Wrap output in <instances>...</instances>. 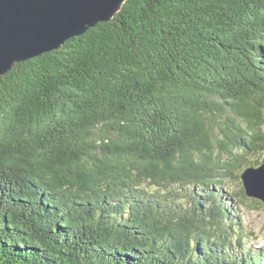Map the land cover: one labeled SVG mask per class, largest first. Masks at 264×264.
Segmentation results:
<instances>
[{
  "label": "trees",
  "instance_id": "obj_1",
  "mask_svg": "<svg viewBox=\"0 0 264 264\" xmlns=\"http://www.w3.org/2000/svg\"><path fill=\"white\" fill-rule=\"evenodd\" d=\"M262 164L264 0H128L0 77V264H264Z\"/></svg>",
  "mask_w": 264,
  "mask_h": 264
},
{
  "label": "water",
  "instance_id": "obj_2",
  "mask_svg": "<svg viewBox=\"0 0 264 264\" xmlns=\"http://www.w3.org/2000/svg\"><path fill=\"white\" fill-rule=\"evenodd\" d=\"M128 0H0V77L18 63L61 49L99 23L110 22ZM247 197L264 202V164L241 175Z\"/></svg>",
  "mask_w": 264,
  "mask_h": 264
},
{
  "label": "rangeland",
  "instance_id": "obj_3",
  "mask_svg": "<svg viewBox=\"0 0 264 264\" xmlns=\"http://www.w3.org/2000/svg\"><path fill=\"white\" fill-rule=\"evenodd\" d=\"M263 156L259 158H250L255 165L262 163ZM240 187H243L242 181H226L224 192L228 193L233 205L239 206L241 216V231L244 236L248 235L247 248L253 250H264V202L247 197L246 206L239 202Z\"/></svg>",
  "mask_w": 264,
  "mask_h": 264
}]
</instances>
